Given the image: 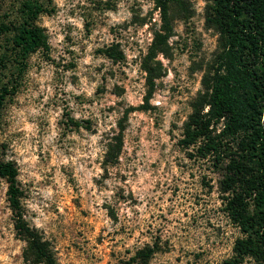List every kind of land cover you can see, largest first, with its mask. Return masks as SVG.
<instances>
[{
    "label": "rangeland",
    "instance_id": "1",
    "mask_svg": "<svg viewBox=\"0 0 264 264\" xmlns=\"http://www.w3.org/2000/svg\"><path fill=\"white\" fill-rule=\"evenodd\" d=\"M211 4L170 0L163 15L159 0H51L39 16L48 48L0 110V154L49 264L231 257L244 235L225 210L222 167L181 144L220 52ZM7 189L0 178V264H42L14 229Z\"/></svg>",
    "mask_w": 264,
    "mask_h": 264
},
{
    "label": "trees",
    "instance_id": "2",
    "mask_svg": "<svg viewBox=\"0 0 264 264\" xmlns=\"http://www.w3.org/2000/svg\"><path fill=\"white\" fill-rule=\"evenodd\" d=\"M170 0H159L163 15ZM210 22L219 34L220 52L204 101L187 123L181 144L213 157L223 171L225 210L244 235L237 238L224 264L246 259L264 263V0H211ZM4 8V9H3ZM51 0H21L9 9L0 0V110L20 83L28 58L48 48L37 22L50 14ZM15 165L0 154V178L14 229L33 261L53 263L41 236L25 223Z\"/></svg>",
    "mask_w": 264,
    "mask_h": 264
},
{
    "label": "clouds",
    "instance_id": "3",
    "mask_svg": "<svg viewBox=\"0 0 264 264\" xmlns=\"http://www.w3.org/2000/svg\"><path fill=\"white\" fill-rule=\"evenodd\" d=\"M145 27L147 28V25H146ZM150 35H151V34H150ZM159 59H160V60H164L163 55H161V56L159 57ZM164 63L167 64V61H164ZM170 75H171V74H170ZM37 225H38V226H42V225H40V222H39V221H37Z\"/></svg>",
    "mask_w": 264,
    "mask_h": 264
}]
</instances>
